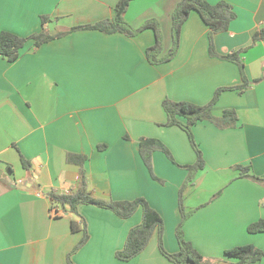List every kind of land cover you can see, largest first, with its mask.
I'll return each mask as SVG.
<instances>
[{
  "label": "crops",
  "instance_id": "0c3cea01",
  "mask_svg": "<svg viewBox=\"0 0 264 264\" xmlns=\"http://www.w3.org/2000/svg\"><path fill=\"white\" fill-rule=\"evenodd\" d=\"M117 1L0 0V31L63 32L110 18ZM178 1L131 0L124 19L132 28L156 20L163 55L171 46V12ZM224 1L236 16L213 36V46L218 54L245 48L240 56L247 84L242 91L223 90L212 108L216 117L234 109L235 126L198 121L192 127L204 167L183 191L189 215L182 233L207 264H236L224 251L239 245L264 252V231L247 230L264 219V180L237 176L233 169L250 165L251 173L264 177V40L252 44L264 25V0ZM42 16L48 17L43 24ZM207 32L191 11L175 56L160 64L146 57L156 39L152 28L133 36L77 29L38 47L27 40L12 62L0 56V264H70L68 255L72 264H175L160 252L156 231L132 259L115 256L140 223V208L122 218L107 208L79 205L88 238L73 251L83 231L72 230L74 215L46 192L74 189L78 166L66 156L84 154L89 191L113 200L144 197L162 218L165 251L177 252L178 192L187 176L179 165L194 163L196 154L183 129L165 125L162 101L204 105L217 88L243 83L234 62L210 55ZM141 137L159 139L175 161L154 150L157 179L139 154ZM249 264H264V255Z\"/></svg>",
  "mask_w": 264,
  "mask_h": 264
},
{
  "label": "trees",
  "instance_id": "16d2710c",
  "mask_svg": "<svg viewBox=\"0 0 264 264\" xmlns=\"http://www.w3.org/2000/svg\"><path fill=\"white\" fill-rule=\"evenodd\" d=\"M131 0H118L114 6L113 15L110 18L98 21L93 24L78 25L71 27L66 31L49 33L44 29L28 36H19L8 31H0V56L6 58L7 61H14L20 49L29 39L33 40L36 47L60 35L77 29H96L104 33L121 32L128 36H133L145 28H152L155 32V43L146 48V57L151 64H160L172 59L178 49L180 31L182 25L187 20L191 11H196L204 24L208 28L207 37L209 43V53L221 59L234 62L240 72L243 83L237 87H219L214 91L211 100L204 105H196L186 101H174L165 98L162 101V107L166 114L165 125H176L183 129L193 148L196 159L194 163L187 165H179L187 170V176L178 192V205L181 214L180 221L176 227L175 235L178 241L179 250L175 253L165 251L162 241L163 221L159 213L152 208L144 197H136L131 200H113L111 198L104 199L94 196L88 189V182L84 169V163L87 156L84 154L67 153L66 161L78 166L79 176L74 189L67 192L48 191L46 195L56 204L63 205V208L74 215L71 220V228L73 231L82 230L83 234L73 251L82 246L87 238L86 225L82 216L78 213V206L81 204H92L98 207L107 208L113 211L117 216L126 218L132 215L138 208L142 211V218L139 224L130 228L124 246L116 251L115 256L123 261H127L138 255L147 245L153 232H157L158 248L160 252L175 264H207L209 260L203 257L194 249L191 243L186 240L182 233V224L188 217L189 212L184 210L183 191L188 183H190L195 173L204 167V159L200 148L198 147L192 132V127L198 121H210L219 128L233 127L237 122V115L234 109H224L219 117L213 115L212 108L216 103L220 93L223 90L238 88L240 91L247 84V79L242 62L241 53L245 50L238 49L225 54H218L213 46V36L216 33L225 31L230 22L235 18L236 14L232 5L224 0L211 3L208 0H179L171 12V46L165 54H161V34L156 20L148 19L138 28H132L124 19ZM48 17L42 16V24ZM264 40V25L256 30L252 36V44ZM139 154L148 168L151 176H156L152 171L151 155L154 150L162 151L172 162L175 163L168 148L157 138L141 137L139 139ZM24 168L29 167V162L21 158ZM233 169L237 171V176L251 177L255 180H264L257 175L251 173L250 165H235ZM249 232L264 231V219H259L248 225ZM226 257H234L237 259L236 264H249L262 258L264 252L252 244H245L232 247L224 251ZM68 262L72 264L70 255Z\"/></svg>",
  "mask_w": 264,
  "mask_h": 264
},
{
  "label": "water",
  "instance_id": "95a60500",
  "mask_svg": "<svg viewBox=\"0 0 264 264\" xmlns=\"http://www.w3.org/2000/svg\"><path fill=\"white\" fill-rule=\"evenodd\" d=\"M61 208H63V205H60Z\"/></svg>",
  "mask_w": 264,
  "mask_h": 264
}]
</instances>
